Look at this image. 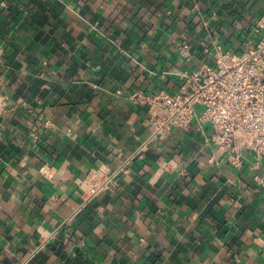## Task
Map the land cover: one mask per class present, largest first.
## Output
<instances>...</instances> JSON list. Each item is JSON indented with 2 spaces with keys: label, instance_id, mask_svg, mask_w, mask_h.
<instances>
[{
  "label": "crops",
  "instance_id": "0c3cea01",
  "mask_svg": "<svg viewBox=\"0 0 264 264\" xmlns=\"http://www.w3.org/2000/svg\"><path fill=\"white\" fill-rule=\"evenodd\" d=\"M262 20L264 0H0V264H264V156L239 136L234 164L200 106L153 138L131 98Z\"/></svg>",
  "mask_w": 264,
  "mask_h": 264
},
{
  "label": "built area",
  "instance_id": "2783aa9c",
  "mask_svg": "<svg viewBox=\"0 0 264 264\" xmlns=\"http://www.w3.org/2000/svg\"><path fill=\"white\" fill-rule=\"evenodd\" d=\"M182 50L184 55H189L187 43ZM181 78L176 93L131 95L132 100L148 108L153 138L176 126L187 127L200 106L197 119L212 125L211 139L231 154L234 164L241 159L236 143L239 136L245 148L258 157L264 156V34L241 55L218 49L214 64L204 63L184 72ZM9 103V94L0 89V116ZM107 183L90 187L88 199L106 188Z\"/></svg>",
  "mask_w": 264,
  "mask_h": 264
}]
</instances>
